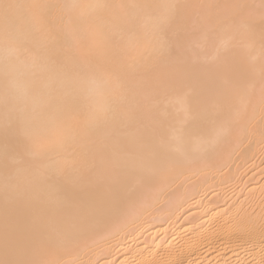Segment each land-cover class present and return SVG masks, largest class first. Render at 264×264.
<instances>
[{
    "label": "bare ground",
    "instance_id": "6f19581e",
    "mask_svg": "<svg viewBox=\"0 0 264 264\" xmlns=\"http://www.w3.org/2000/svg\"><path fill=\"white\" fill-rule=\"evenodd\" d=\"M0 264H264V0H0Z\"/></svg>",
    "mask_w": 264,
    "mask_h": 264
}]
</instances>
